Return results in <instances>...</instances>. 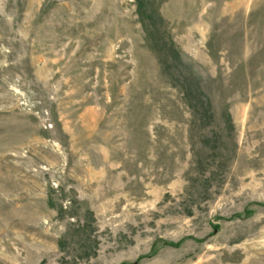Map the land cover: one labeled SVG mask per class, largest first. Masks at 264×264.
Segmentation results:
<instances>
[{"label":"rangeland","instance_id":"1","mask_svg":"<svg viewBox=\"0 0 264 264\" xmlns=\"http://www.w3.org/2000/svg\"><path fill=\"white\" fill-rule=\"evenodd\" d=\"M0 264H264V0H0Z\"/></svg>","mask_w":264,"mask_h":264}]
</instances>
